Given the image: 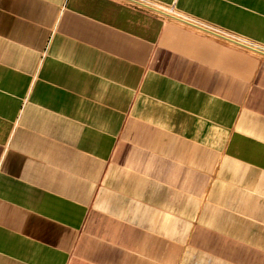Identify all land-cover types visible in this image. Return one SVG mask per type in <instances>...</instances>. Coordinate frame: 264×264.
Instances as JSON below:
<instances>
[{
  "label": "crops",
  "instance_id": "1",
  "mask_svg": "<svg viewBox=\"0 0 264 264\" xmlns=\"http://www.w3.org/2000/svg\"><path fill=\"white\" fill-rule=\"evenodd\" d=\"M243 47L264 0H0V264H264Z\"/></svg>",
  "mask_w": 264,
  "mask_h": 264
},
{
  "label": "rangeland",
  "instance_id": "2",
  "mask_svg": "<svg viewBox=\"0 0 264 264\" xmlns=\"http://www.w3.org/2000/svg\"><path fill=\"white\" fill-rule=\"evenodd\" d=\"M202 36L206 37V38H210L212 40H216V41H220V39L216 38L213 35H209L206 32H202V31H198ZM226 44V43H225ZM229 45V44H226ZM257 48V47H256ZM257 49L261 50L264 52V48H260L258 47ZM243 52L244 54H246L247 56H252L253 58H255L256 60H258V63H264V54L263 53H258V52H254L248 48L243 47Z\"/></svg>",
  "mask_w": 264,
  "mask_h": 264
},
{
  "label": "built area",
  "instance_id": "3",
  "mask_svg": "<svg viewBox=\"0 0 264 264\" xmlns=\"http://www.w3.org/2000/svg\"><path fill=\"white\" fill-rule=\"evenodd\" d=\"M140 5H143V4H140Z\"/></svg>",
  "mask_w": 264,
  "mask_h": 264
}]
</instances>
